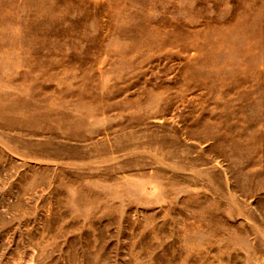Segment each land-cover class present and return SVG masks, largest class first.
Wrapping results in <instances>:
<instances>
[{
    "label": "rangeland",
    "instance_id": "374dc122",
    "mask_svg": "<svg viewBox=\"0 0 264 264\" xmlns=\"http://www.w3.org/2000/svg\"><path fill=\"white\" fill-rule=\"evenodd\" d=\"M0 264H264V0H0Z\"/></svg>",
    "mask_w": 264,
    "mask_h": 264
}]
</instances>
